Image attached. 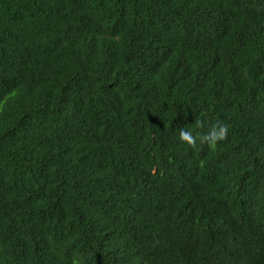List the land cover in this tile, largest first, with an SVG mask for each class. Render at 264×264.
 <instances>
[{
    "label": "trees",
    "instance_id": "obj_1",
    "mask_svg": "<svg viewBox=\"0 0 264 264\" xmlns=\"http://www.w3.org/2000/svg\"><path fill=\"white\" fill-rule=\"evenodd\" d=\"M74 258L264 264V0H0V264Z\"/></svg>",
    "mask_w": 264,
    "mask_h": 264
},
{
    "label": "clouds",
    "instance_id": "obj_2",
    "mask_svg": "<svg viewBox=\"0 0 264 264\" xmlns=\"http://www.w3.org/2000/svg\"><path fill=\"white\" fill-rule=\"evenodd\" d=\"M197 127H199L197 125ZM230 135V125L224 120L216 121L211 127L203 133L198 132L195 128L181 127L179 129V139L193 149L199 144H207L213 151L217 150ZM203 164V161H201ZM72 264H82L79 258H74Z\"/></svg>",
    "mask_w": 264,
    "mask_h": 264
}]
</instances>
